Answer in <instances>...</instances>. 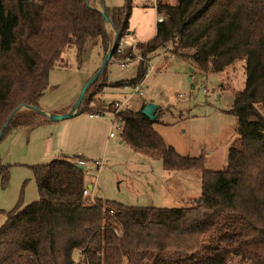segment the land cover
<instances>
[{
	"label": "trees",
	"instance_id": "obj_1",
	"mask_svg": "<svg viewBox=\"0 0 264 264\" xmlns=\"http://www.w3.org/2000/svg\"><path fill=\"white\" fill-rule=\"evenodd\" d=\"M100 1L118 33L110 64L133 62L137 53L121 44L131 33L134 0L114 8ZM157 13L164 20L155 36L137 44L142 59L136 76L112 87L141 84L160 52L191 62L200 74L223 73L246 60L245 88L235 93L230 111L241 145L230 148L224 170L206 169L204 155H182L166 142L156 129L160 119L142 113L146 104L122 112L104 104L107 68L87 91L83 113H113L122 141L136 153L161 159L169 172L201 171V197L173 208L86 199V169L76 166L80 157L35 165L39 199L7 213L0 227V264H264V0H181L158 5ZM111 44L107 23L91 0H0V133L19 107L40 109L67 48L75 47L82 65L94 50L104 59ZM38 117L18 112L0 145L43 124ZM10 169L0 156L3 189Z\"/></svg>",
	"mask_w": 264,
	"mask_h": 264
},
{
	"label": "rangeland",
	"instance_id": "obj_2",
	"mask_svg": "<svg viewBox=\"0 0 264 264\" xmlns=\"http://www.w3.org/2000/svg\"><path fill=\"white\" fill-rule=\"evenodd\" d=\"M150 1L152 5L144 7L145 0H134L131 34L123 40V48L132 47L136 53L133 47L137 44L132 45L133 41H149L154 37L160 15L155 12L154 0ZM180 1L156 0V4L177 6ZM105 2L122 7L125 0ZM91 4L102 10L100 0H91ZM107 31L113 43L115 33L111 24L107 25ZM99 56V50H94L80 65L75 47L67 48L62 61L51 73L50 86L39 102L40 109L62 112L71 105L73 107L91 76L99 70L102 64ZM139 57L137 52L129 68L111 63V79L134 78L141 61ZM151 64L157 70L144 80L143 95L132 97V108L138 110L145 103L158 105L163 109L164 124L157 125L156 129L169 145L182 155H204L208 170H224L230 148L241 145L238 121L230 111L235 93L245 88L246 60L237 61L223 73L209 74L198 73L191 62L168 52L155 55ZM164 65L167 69L160 71ZM102 94L100 99L109 102L129 97L130 92L125 96L117 88L115 94ZM21 111L29 113L31 110L23 108ZM89 115L83 113L73 119L43 122L30 131L10 135L0 145V156L11 166L8 187L3 189L0 183V227L7 220V213L19 204L24 208L39 199L31 167L79 154L90 161L103 162L99 173H88L90 164L86 170V186L96 184L98 198L127 206L173 208L201 197V171L169 172L164 169L161 159L136 153L129 145L121 144L122 129L113 121L112 114L98 120H91ZM111 133L116 138L110 140ZM75 259L79 263L78 252Z\"/></svg>",
	"mask_w": 264,
	"mask_h": 264
},
{
	"label": "water",
	"instance_id": "obj_3",
	"mask_svg": "<svg viewBox=\"0 0 264 264\" xmlns=\"http://www.w3.org/2000/svg\"><path fill=\"white\" fill-rule=\"evenodd\" d=\"M88 4L90 3V0H87ZM101 6H102V10H99L97 8H94L95 10L99 11L107 24H111L114 33H115V37H114V41L110 47V49L108 50L107 54L105 55L102 64L99 68V70L96 72V74L88 81V83L85 85L84 90L82 91L78 101L76 102V104L72 107V109L64 114H52L49 113L45 110L42 109H38V108H34L32 106H27V105H23L21 107H19L17 110L14 111V113L10 116L8 122L4 125L1 133H0V143L2 140V136L4 134V132L6 131V129L8 128L11 120L14 118V116L20 112L23 108H27L31 111H34L36 113H38L39 115H41L42 117H44L46 120L51 121V122H58V121H62V120H67V119H71L75 116H78L80 114L83 113V102L86 100V93L87 91L94 85L96 84L99 79L102 77V75L104 74V72L106 71V69L108 68L110 61L112 60L113 57V53L117 47V43H118V33L116 31L115 25L113 24V22L111 21V18L106 10L105 5L103 4L102 1H100ZM160 107L156 104L153 103H149L147 104L144 109L142 110V113L147 116L150 120H155L156 119V112ZM79 169L85 170V167L80 166V165H76ZM92 188V187H91Z\"/></svg>",
	"mask_w": 264,
	"mask_h": 264
},
{
	"label": "built area",
	"instance_id": "obj_4",
	"mask_svg": "<svg viewBox=\"0 0 264 264\" xmlns=\"http://www.w3.org/2000/svg\"><path fill=\"white\" fill-rule=\"evenodd\" d=\"M158 5L159 4H156V0H154L153 7L156 9V11H157ZM163 20H164V17L163 16H160L159 19H158V22H162ZM121 46H122V44H121ZM133 48L136 51V53L137 52L139 53V51L137 49V45L134 46ZM119 52H121V50H119ZM139 59H142V58L139 57ZM130 64H131L130 61H128V62H121L120 63V65L122 67H125V68H129ZM164 69H165V67H162L159 70H162L163 71ZM156 70H157V67L152 66V64H151V67H150V70H149L147 76L151 72H154ZM143 82L141 84L135 86V87H129V86H125L124 87L126 90H130L129 97H126L125 99H121V100L110 101V102L104 101V104L105 105L112 104L114 106V108L116 109L117 112L132 110L133 108H132V104H131V99L136 94H139L141 96L143 95ZM103 115H104L103 113H101V114H93V113L90 114V116L93 117V118L94 117H101ZM114 122L119 124V120H117L116 117L114 118ZM114 136H115V134L114 133H111L110 137H114ZM89 164L91 165V168H90V170H87L88 169L87 167H88ZM78 165L85 167V169L88 171V173H92V174L99 173L102 170V168H103V162L90 163V162H87V161H85L83 159L78 160ZM84 198H86V199L87 198L93 199L91 197V191L89 190V188L84 191Z\"/></svg>",
	"mask_w": 264,
	"mask_h": 264
},
{
	"label": "crops",
	"instance_id": "obj_5",
	"mask_svg": "<svg viewBox=\"0 0 264 264\" xmlns=\"http://www.w3.org/2000/svg\"><path fill=\"white\" fill-rule=\"evenodd\" d=\"M151 1L150 0H145V5H144V7H150L151 5H152V3H150ZM105 4H106V2H105ZM106 6L108 7V8H114V7H117L116 5H114V4H108V2H107V4H106ZM155 9V8H154ZM155 12L157 13V11H156V9H155ZM158 14V13H157ZM108 25V24H107ZM112 27V26H111ZM113 29V28H112ZM114 31V30H113ZM155 34H156V30H155V32H154ZM131 34V33H130ZM155 34H154V36H155ZM128 39L130 40V38L128 37ZM128 39H126V41L128 40ZM128 42V41H127ZM134 42V44H132V45H136V44H139V43H147L148 41H133ZM131 45V46H132ZM100 57V56H99ZM100 59H101V62L103 61V59L100 57ZM111 66V64L108 66V70H109V67ZM162 67H165V69L163 70V71H165L166 69H167V65L165 66H162ZM161 67V68H162ZM98 71V70H97ZM96 71V72H97ZM160 71H162V70H160ZM95 72V73H96ZM93 76H94V74H93ZM93 76H91V77H93ZM108 81H109V84H108V86L105 88V90H104V92H103V94L102 95H108V94H110V95H112V94H115V89H117V88H113L112 87V84H114V83H117V82H119V81H122V80H117V81H115L114 79H111V77H110V72H109V74H108ZM130 92V90H126L125 88H120V93H125V96H126V93L127 92ZM125 99V98H124ZM115 100H121V99H115ZM115 100H113V101H115ZM104 101H107L106 99H104ZM110 102V101H109ZM146 105H147V103H145ZM145 104H143V105H145ZM143 105L141 106V108L143 107ZM140 108V109H141ZM72 109V105L71 106H69L68 108H66V109H64V110H62V112H60V110H49V111H47V112H49V113H52V114H64V113H67V112H69L70 110ZM163 109L162 108H159L158 110H157V112H156V118H159L160 119V123L159 124H157V125H163L164 124V122H163V120H162V114H163V111H162ZM83 114V113H82ZM82 114H80V115H82ZM106 114H112V118L114 117L115 118V116H114V114L113 113H110V112H107ZM106 114H104L103 116H101V117H104ZM80 115H78V116H80ZM78 116H75V117H78ZM75 117H73V118H75ZM101 117H91L90 115H89V118L91 119V120H98L99 118L101 119ZM73 118H71V119H73ZM113 118V119H114ZM43 121L45 122V123H55V122H51V121H48V120H46L44 117H43ZM114 121V120H113ZM59 122V121H58ZM114 123V122H113ZM157 125H156V127H157ZM90 132H92V130L90 129L89 130ZM114 138H116V136H114V137H109V139L110 140H112V139H114ZM122 140V139H121ZM122 143H124L123 141H121V144ZM2 157V156H1ZM75 157H80V159H83V160H85V161H87V162H91V163H93V162H95V161H90L89 160V158H86V156H84V155H80L79 154V156H75ZM2 159H3V161H4V159H5V157H2ZM92 187V188H91ZM88 188H89V190L91 191V197L92 198H98V196H97V194H96V184H91L90 186H88Z\"/></svg>",
	"mask_w": 264,
	"mask_h": 264
}]
</instances>
